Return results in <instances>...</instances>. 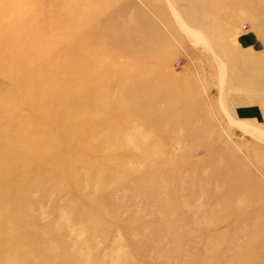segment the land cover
<instances>
[{
    "label": "rangeland",
    "instance_id": "obj_1",
    "mask_svg": "<svg viewBox=\"0 0 264 264\" xmlns=\"http://www.w3.org/2000/svg\"><path fill=\"white\" fill-rule=\"evenodd\" d=\"M0 264H264V0H0Z\"/></svg>",
    "mask_w": 264,
    "mask_h": 264
}]
</instances>
